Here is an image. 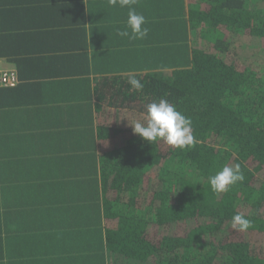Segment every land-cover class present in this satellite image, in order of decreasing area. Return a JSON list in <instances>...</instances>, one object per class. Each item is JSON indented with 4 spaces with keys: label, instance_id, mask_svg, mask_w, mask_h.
Segmentation results:
<instances>
[{
    "label": "trees",
    "instance_id": "obj_1",
    "mask_svg": "<svg viewBox=\"0 0 264 264\" xmlns=\"http://www.w3.org/2000/svg\"><path fill=\"white\" fill-rule=\"evenodd\" d=\"M134 75L141 91L129 75L98 84L95 131L79 120L59 143L67 154L14 161L17 193L41 224L23 251L5 238L14 209L0 148V263L264 264V0H152V71ZM160 99L191 119L193 146L133 133ZM94 137L99 152L82 157ZM237 164L244 182L214 193L209 177ZM238 213L252 221L246 232L231 228Z\"/></svg>",
    "mask_w": 264,
    "mask_h": 264
},
{
    "label": "crops",
    "instance_id": "obj_2",
    "mask_svg": "<svg viewBox=\"0 0 264 264\" xmlns=\"http://www.w3.org/2000/svg\"><path fill=\"white\" fill-rule=\"evenodd\" d=\"M69 1L0 0V69H13L19 76L16 85L0 86V148L9 166L3 189L14 209L4 231L5 238L15 235L11 245L21 251L30 247L27 239L33 238L35 246L40 224L17 193L25 183L13 179L11 171L19 168L14 161L67 154L69 149H60L59 143L74 140L79 120L86 119L95 131L96 88L103 79L152 71V0L144 7V0H134L132 7L145 17L142 27L148 29L145 38L136 40L117 35L128 8L112 7L108 0ZM79 2L87 9H70ZM92 141L94 147L82 157L99 152L97 138ZM71 172L66 198L77 186Z\"/></svg>",
    "mask_w": 264,
    "mask_h": 264
},
{
    "label": "clouds",
    "instance_id": "obj_3",
    "mask_svg": "<svg viewBox=\"0 0 264 264\" xmlns=\"http://www.w3.org/2000/svg\"><path fill=\"white\" fill-rule=\"evenodd\" d=\"M112 7L128 8L127 20L124 28L117 29V35L128 37L130 40L143 39L148 34V29L142 27L146 19L138 14L132 7L134 0H108ZM128 84L136 91H141L144 85L134 74H129ZM132 125L133 133L149 143L163 141L175 149H185L194 145L192 134V121L179 112L175 105L165 99L146 105L143 122L137 121ZM245 176L239 164L234 168L225 166L215 175L209 177V184L214 193H224L237 182H244ZM253 227L252 221L243 214L232 217L231 228L238 232H246Z\"/></svg>",
    "mask_w": 264,
    "mask_h": 264
},
{
    "label": "built area",
    "instance_id": "obj_4",
    "mask_svg": "<svg viewBox=\"0 0 264 264\" xmlns=\"http://www.w3.org/2000/svg\"><path fill=\"white\" fill-rule=\"evenodd\" d=\"M19 82L17 73L13 69H0V86H14Z\"/></svg>",
    "mask_w": 264,
    "mask_h": 264
},
{
    "label": "rangeland",
    "instance_id": "obj_5",
    "mask_svg": "<svg viewBox=\"0 0 264 264\" xmlns=\"http://www.w3.org/2000/svg\"><path fill=\"white\" fill-rule=\"evenodd\" d=\"M39 227H41V224H40ZM38 236H39V235H38ZM48 242H49V240H48ZM46 248L50 251L49 245H47ZM56 248H60V246H57ZM30 251H31V252H34V249L31 247V248H30ZM58 252H61V253H67V251H58ZM36 255H38V254L36 253ZM0 264H2V263H0ZM26 264H27V263H26Z\"/></svg>",
    "mask_w": 264,
    "mask_h": 264
}]
</instances>
